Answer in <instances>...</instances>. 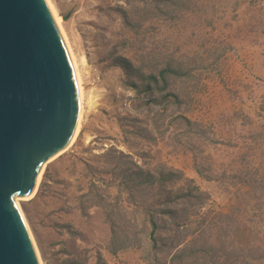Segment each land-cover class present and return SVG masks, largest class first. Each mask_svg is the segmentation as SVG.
Returning <instances> with one entry per match:
<instances>
[{
    "label": "rangeland",
    "instance_id": "rangeland-1",
    "mask_svg": "<svg viewBox=\"0 0 264 264\" xmlns=\"http://www.w3.org/2000/svg\"><path fill=\"white\" fill-rule=\"evenodd\" d=\"M47 1L83 97L74 145L45 165L33 196L18 204L39 263L231 264L239 250L264 264V0ZM117 58L146 73L167 65L175 72L164 91L136 93ZM136 166L154 176L162 166L176 172L163 194L193 192L178 200L185 215L158 233L157 252H148V230L125 240L140 228L136 219V228L125 223L133 217L124 215L126 187H148L137 203L160 196L158 182L122 185V172ZM184 244L183 261L171 262Z\"/></svg>",
    "mask_w": 264,
    "mask_h": 264
},
{
    "label": "water",
    "instance_id": "water-1",
    "mask_svg": "<svg viewBox=\"0 0 264 264\" xmlns=\"http://www.w3.org/2000/svg\"><path fill=\"white\" fill-rule=\"evenodd\" d=\"M78 112L71 60L46 1L0 0V264H39L16 200L33 196Z\"/></svg>",
    "mask_w": 264,
    "mask_h": 264
},
{
    "label": "trees",
    "instance_id": "trees-1",
    "mask_svg": "<svg viewBox=\"0 0 264 264\" xmlns=\"http://www.w3.org/2000/svg\"><path fill=\"white\" fill-rule=\"evenodd\" d=\"M167 2V0H155L151 4L153 6L159 7L160 5ZM115 63L120 65L121 67H124L127 69L126 73L129 76L131 80H129L128 85L131 90H134L136 93H151L155 88L162 92L166 89V76L173 74L175 72V68L167 65L165 67H162L160 70H158L156 73L153 72H143L142 69L138 66H135L131 63V61L123 59V58H117L115 59ZM137 81V82H136ZM176 94L174 93H167L163 95V99L166 98H175ZM154 101V99H153ZM121 156H125L123 154H120ZM176 172H174L172 169L162 166V168H159L157 175L154 176V173L150 171L143 170L139 168L138 166L134 167V169L131 171V169L127 168L122 172L123 179L125 180L122 185H127L129 181H135L137 178H144L147 179L150 182V188H153L154 184L158 182V184H155V187L152 189L153 192L157 191L159 197L158 199L162 197V202L158 204L157 198L153 202H136L135 197L138 192H143L144 190H147L148 187H141L142 183H138L133 186H127V196L128 200L131 202L130 208L124 209V215L125 214H132L133 217H130L125 223L128 224L129 227L136 228L133 225L134 220L138 221L139 223V230L138 231H132L130 238L125 237V240L131 239L133 237H137L139 233H143L146 230L147 232V239L148 243L150 244V249H148L149 253L151 252H157L160 250L158 247L157 239H158V233L162 231L163 229L166 230V226H170L172 223H178L176 219L180 215H185L186 207H180V204L178 200L182 198H186L189 195H191L193 192L190 191H184L183 188H179L176 190L177 195L172 198L170 195V192H167L163 194L162 192L165 191V184L172 180L176 176ZM139 186V187H138ZM196 190V188H194ZM140 192V193H141ZM264 193V192H263ZM264 196V195H263ZM261 205H264V200L260 201ZM123 211V207H122ZM130 211V212H128ZM114 213V210L112 209L111 212H108L106 215L108 218L109 223H111L112 228H115V224L112 221V214ZM139 215L136 218V215ZM122 215V216H124ZM114 233V230H112ZM242 236V235H241ZM116 240V239H115ZM173 239L167 240L172 241ZM242 244V243H241ZM166 246V244L164 245ZM253 249V248H252ZM169 250V248H168ZM238 250V249H237ZM257 250V249H256ZM117 251V248L113 250V253ZM189 251L188 244H184L182 247L178 248L174 255L170 258L171 262H180L183 261L185 258L184 254ZM227 250H226V252ZM225 255V254H224ZM165 256V255H164ZM252 257V256H251ZM165 258V257H163ZM214 264H221L219 262H213ZM208 264H211V262H208ZM223 264H229L227 260H224ZM231 264H258V262H255L253 258H245L243 255L240 254V251L238 250V253L235 254L234 260L231 261Z\"/></svg>",
    "mask_w": 264,
    "mask_h": 264
},
{
    "label": "bare ground",
    "instance_id": "bare-ground-1",
    "mask_svg": "<svg viewBox=\"0 0 264 264\" xmlns=\"http://www.w3.org/2000/svg\"><path fill=\"white\" fill-rule=\"evenodd\" d=\"M46 1V3H47V5H48V7H49V9H50V11H51V13H52V15H53V18H54V20H55V22H56V25H57V27H58V29H59V31H60V34H61V36H62V38H63V41H64V43H65V45H66V48H67V51H68V54H69V57H70V60H71V64H72V67H73V71H74V75H75V80H76V85H77V90H78V97H79V112H78V117H77V122H76V125H75V129H74V131H73V133H72V135H71V138H70V141L68 142V144H67V146L61 151V152H59L55 157H53L50 161H52L53 159H55L57 156H59V155H61V154H63L64 152H66L69 148H71L73 145H74V143H75V141H76V139H77V137H78V134H79V132H80V125H81V119H82V116H81V109H80V106H82L81 105V100H82V97H83V92H82V88H81V79H80V76H79V72H78V67H77V63H76V60L74 59V56L71 54V52H70V49H69V46L67 45V41L65 40V37H64V35H63V31L61 30V26H60V17H58V16H56L54 13H53V11L51 10V7H50V5H49V3H48V1L47 0H45ZM44 170V169H43ZM42 174V173H41ZM40 177H41V175H40ZM40 177H39V179H38V181L40 180ZM38 183V182H37ZM38 186V185H37ZM37 189V188H36ZM31 198V197H30ZM26 200H29V199H17L16 200V204H17V206H18V204H19V202H22V201H26ZM19 208V207H18ZM20 211V210H19ZM21 213V212H20ZM24 220V219H23ZM25 223V222H24ZM27 228V227H26ZM28 231V230H27ZM29 233V232H28ZM30 235V234H29ZM31 237V236H30ZM31 241H32V239H31ZM32 243H33V241H32ZM33 247H34V250H35V246H34V244H33ZM35 253H36V251H35ZM36 256H37V254H36ZM37 259H38V257H37ZM38 262H39V260H38ZM40 264V263H39Z\"/></svg>",
    "mask_w": 264,
    "mask_h": 264
}]
</instances>
